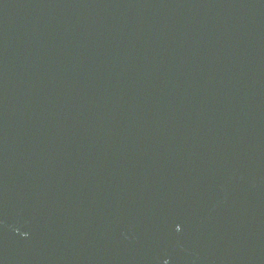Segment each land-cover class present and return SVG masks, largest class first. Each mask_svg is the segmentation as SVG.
Wrapping results in <instances>:
<instances>
[{
    "label": "water",
    "instance_id": "95a60500",
    "mask_svg": "<svg viewBox=\"0 0 264 264\" xmlns=\"http://www.w3.org/2000/svg\"><path fill=\"white\" fill-rule=\"evenodd\" d=\"M0 264H264V0H0Z\"/></svg>",
    "mask_w": 264,
    "mask_h": 264
}]
</instances>
